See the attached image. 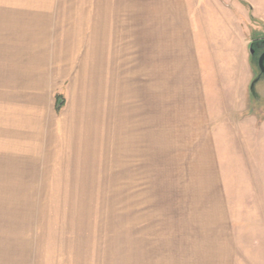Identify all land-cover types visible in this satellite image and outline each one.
I'll use <instances>...</instances> for the list:
<instances>
[{"label":"rangeland","instance_id":"374dc122","mask_svg":"<svg viewBox=\"0 0 264 264\" xmlns=\"http://www.w3.org/2000/svg\"><path fill=\"white\" fill-rule=\"evenodd\" d=\"M31 1L0 0V264H257L217 206L232 150L205 132L195 38L74 36ZM224 1L251 86L264 0Z\"/></svg>","mask_w":264,"mask_h":264},{"label":"crops","instance_id":"0c3cea01","mask_svg":"<svg viewBox=\"0 0 264 264\" xmlns=\"http://www.w3.org/2000/svg\"><path fill=\"white\" fill-rule=\"evenodd\" d=\"M40 2L48 12L50 8V13L62 14L60 19L54 16L48 22L72 23V31L78 32L74 36L195 38L198 64L187 71L193 77V71L198 70L202 83L208 117L205 132L218 135L216 142L221 151L232 150L230 157V152L226 156L218 154L217 206L222 211L231 207L234 221L254 227L256 232L249 236V245H264V80L256 85L253 97L249 88L253 69L248 59L239 61L242 50L233 46L232 22L226 20L234 14L226 9L225 1L211 7L210 0ZM23 4L37 5L33 0ZM61 28L53 24L47 30L55 33L48 35L56 36ZM237 210L241 218L235 217ZM257 234L262 237L257 238ZM256 252L255 261L264 264L260 263L264 262V251Z\"/></svg>","mask_w":264,"mask_h":264},{"label":"water","instance_id":"95a60500","mask_svg":"<svg viewBox=\"0 0 264 264\" xmlns=\"http://www.w3.org/2000/svg\"><path fill=\"white\" fill-rule=\"evenodd\" d=\"M254 52L255 50L253 49V46H251V49H250V53L252 55H254ZM258 67L260 69V72H261V75L264 76V53L259 57V60H258ZM259 80V77H257L252 83H251V86H250V92L251 94L253 95V97L256 98V83L258 82Z\"/></svg>","mask_w":264,"mask_h":264},{"label":"flooded vegetation","instance_id":"af4514ba","mask_svg":"<svg viewBox=\"0 0 264 264\" xmlns=\"http://www.w3.org/2000/svg\"><path fill=\"white\" fill-rule=\"evenodd\" d=\"M254 46V50H255V55H257L258 56V58L264 53V41H260L259 43H257V45H253ZM257 58V70H258V72H259V74H258V72H257V75H256V78L257 77H259V80H258V82L256 83V85L259 83V81H262V80H264V76L263 75H261V72H260V69H259V67H258V59ZM255 78V79H256Z\"/></svg>","mask_w":264,"mask_h":264}]
</instances>
